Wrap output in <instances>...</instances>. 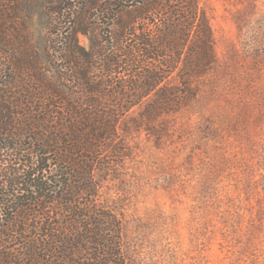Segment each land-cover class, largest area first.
Listing matches in <instances>:
<instances>
[{
  "label": "trees",
  "instance_id": "16d2710c",
  "mask_svg": "<svg viewBox=\"0 0 264 264\" xmlns=\"http://www.w3.org/2000/svg\"><path fill=\"white\" fill-rule=\"evenodd\" d=\"M36 1L0 0V55L22 56L0 61V264H129L107 183L134 133L160 143V121L197 97L208 18L199 0H43L44 76L25 26Z\"/></svg>",
  "mask_w": 264,
  "mask_h": 264
},
{
  "label": "rangeland",
  "instance_id": "374dc122",
  "mask_svg": "<svg viewBox=\"0 0 264 264\" xmlns=\"http://www.w3.org/2000/svg\"><path fill=\"white\" fill-rule=\"evenodd\" d=\"M199 1L215 64L192 103L160 121V143L132 135L134 158L103 197L123 214L129 264H264V0ZM24 11L45 76V2Z\"/></svg>",
  "mask_w": 264,
  "mask_h": 264
}]
</instances>
